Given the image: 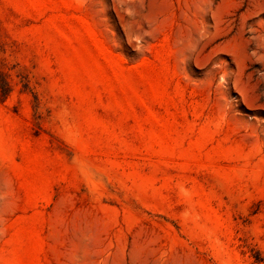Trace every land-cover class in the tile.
<instances>
[{
    "label": "rangeland",
    "instance_id": "obj_1",
    "mask_svg": "<svg viewBox=\"0 0 264 264\" xmlns=\"http://www.w3.org/2000/svg\"><path fill=\"white\" fill-rule=\"evenodd\" d=\"M0 264H264V0H0Z\"/></svg>",
    "mask_w": 264,
    "mask_h": 264
}]
</instances>
